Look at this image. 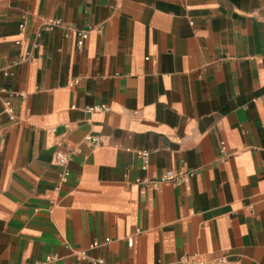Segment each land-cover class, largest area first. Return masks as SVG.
<instances>
[{
	"label": "crops",
	"instance_id": "1",
	"mask_svg": "<svg viewBox=\"0 0 264 264\" xmlns=\"http://www.w3.org/2000/svg\"><path fill=\"white\" fill-rule=\"evenodd\" d=\"M48 256L264 264V0H0V264Z\"/></svg>",
	"mask_w": 264,
	"mask_h": 264
},
{
	"label": "built area",
	"instance_id": "2",
	"mask_svg": "<svg viewBox=\"0 0 264 264\" xmlns=\"http://www.w3.org/2000/svg\"><path fill=\"white\" fill-rule=\"evenodd\" d=\"M62 25L60 20H49L43 25L42 30L45 31H50L56 27H60ZM24 29V24H19L18 26V34L22 35ZM77 35V42H76V47L78 50L82 49L85 40L87 39L88 36V31H83V30H77L76 32ZM20 41H16V44H19ZM7 74V73H6ZM87 112H93V111H107V108L105 106H100V107H88L86 108ZM5 113L9 116L10 120H13L14 117L12 115V110L10 108V104L8 102L5 103ZM85 139L84 142L88 144L90 147L94 148L99 145V139L97 137L88 135L84 137ZM138 157H140V160L142 162V170H145L148 167V159H149V153L147 151L143 152H137ZM71 153L65 152V151H57L54 156V162L55 165L59 168L62 169V174H60V181L64 182L66 181L68 175L70 174L68 171V164L71 159ZM194 172L190 173H185L182 171H173V170H163L160 174L159 177L153 178V179H142L137 180L136 184L141 186V188H147V189H157L159 186L163 184H174V185H179L183 183L188 176H193ZM131 243H129L130 245ZM95 246V245H93ZM82 257H84V254H81ZM55 260V257L48 256L45 258L44 262H41L39 264H49ZM94 263L97 264H103L101 260L95 261ZM201 264V263H197Z\"/></svg>",
	"mask_w": 264,
	"mask_h": 264
}]
</instances>
